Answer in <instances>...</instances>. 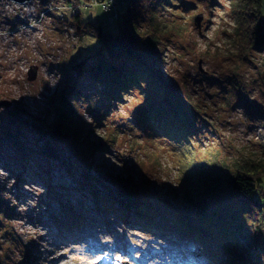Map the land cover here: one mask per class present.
<instances>
[{"label": "rangeland", "instance_id": "1", "mask_svg": "<svg viewBox=\"0 0 264 264\" xmlns=\"http://www.w3.org/2000/svg\"><path fill=\"white\" fill-rule=\"evenodd\" d=\"M105 1L107 9L93 0H0V100L11 103L0 108V196L12 206L6 228L0 227V261L264 264V258L259 263L231 257L238 245L247 250L251 238L264 257V220L256 223L235 195L207 200L222 212L212 217V225L230 235L203 228L193 237L175 223L176 213L184 210L181 204L190 208L180 168L187 174L206 163L226 173L244 159L264 165V0H170L158 9L153 21L160 25L159 54L150 72L176 87L183 104L194 106L188 151L174 140H152L142 130L136 119L145 93H122L108 106L106 85L87 66L75 67L98 40L87 26L78 29L72 15L79 12L84 25L112 29L125 0ZM197 13L202 14L200 27L193 19ZM146 21L153 27L152 18ZM62 94L76 114L65 128L70 136L56 138L54 105ZM112 132L117 139L109 151L90 147L88 142ZM45 139L56 157L47 154ZM87 165L112 189L117 177H126L156 200L168 201L171 221L160 217L156 227L142 228L102 209L101 202L94 204L91 188L79 184ZM204 176V171L195 174L197 180ZM202 188L191 187L190 194ZM60 197L84 209L90 221L73 234L57 225ZM220 200L231 208L224 211Z\"/></svg>", "mask_w": 264, "mask_h": 264}, {"label": "trees", "instance_id": "2", "mask_svg": "<svg viewBox=\"0 0 264 264\" xmlns=\"http://www.w3.org/2000/svg\"><path fill=\"white\" fill-rule=\"evenodd\" d=\"M67 2L74 4L78 3V0H67ZM165 3H170V0H125L124 7L115 21L116 25L112 29H106L101 23L84 25L80 19L81 14L74 12L72 17L77 28L79 29L81 25L87 26L98 40V47L82 54L76 60L75 67L87 66L97 81L106 85L108 106L121 100L122 93L130 94L135 89L142 94L145 93L136 119L140 122L142 130L148 131L152 140L164 137L169 141L174 140V145L186 147L193 126L194 106L190 101H187V105L183 104L176 87L161 77L156 79V76L150 72L152 66L150 62L155 59L157 61L160 44L158 38L160 25L153 19L158 9ZM146 18H152L153 27L147 23ZM87 59H91L92 62L86 65ZM69 92L72 93L75 90L70 89ZM56 101L54 105L56 118L52 134L56 138L69 137L70 133L65 128L71 123V117L76 114L75 106L65 94H62ZM134 128L133 126L132 131L136 134ZM133 137L134 135L131 136V142L135 140ZM116 139V132H112L105 134L104 138L101 137L88 143L91 148H103L109 151ZM44 144L47 154L56 157V152L50 145L49 139H45ZM184 150L188 151L187 147ZM179 152V156L185 157L186 154L180 150ZM180 165L182 166V163ZM197 165V171L192 169L187 174L183 168L179 170L182 194L186 204L190 206L188 208L181 204L184 208L183 213H176L175 223L180 230H187L193 237L195 236L193 231H200L203 228L210 234L222 233L224 237L226 234L230 235L220 225H212V217L222 212L218 208H210L207 203V200L221 199L225 195L237 196L243 210L250 213L256 223L259 224L264 220V202H262L264 199V165L261 162L256 159L239 160L234 164L233 169L226 173L216 169L213 164L214 168H209L206 163ZM202 171L205 173V179L198 178L197 180L195 174L201 175ZM82 172L84 176L82 175L83 179L79 181V184L82 187L88 185L91 188V198L94 204L101 202L102 209L122 216L128 224H140L142 228L149 229L156 227L160 217H169L171 221L172 206L169 202L156 200L148 190L133 183L130 179L117 177L114 185L116 187L112 189L100 181L97 176L91 174L90 166H85ZM191 187H197L199 190L203 187L202 192L197 191L196 195L190 194ZM57 199L62 213L56 218L58 226L63 225L69 233L73 234L76 227L90 222L85 216L84 209L74 207L69 200H64L62 197ZM222 204L224 211L231 208L223 202ZM11 210L12 206L9 201L0 196V227L6 228V221L12 214ZM163 234L168 236L169 232ZM255 235L257 239L258 235ZM233 251H231V257H236V260L237 257H241L242 260L257 259L260 263L264 258L254 238H251L249 243L247 242V250L238 245ZM0 264H4L3 261H0Z\"/></svg>", "mask_w": 264, "mask_h": 264}, {"label": "water", "instance_id": "3", "mask_svg": "<svg viewBox=\"0 0 264 264\" xmlns=\"http://www.w3.org/2000/svg\"><path fill=\"white\" fill-rule=\"evenodd\" d=\"M16 2H22V1H29V0H14ZM202 18V14L201 13H197L194 15V23L196 24L197 27H200L201 24V19ZM11 105L10 101H8L7 99H2L0 100V108L2 107H9Z\"/></svg>", "mask_w": 264, "mask_h": 264}, {"label": "built area", "instance_id": "4", "mask_svg": "<svg viewBox=\"0 0 264 264\" xmlns=\"http://www.w3.org/2000/svg\"><path fill=\"white\" fill-rule=\"evenodd\" d=\"M29 1H30V0H29ZM29 1H22V2L19 1V2H20V3H23V2H29ZM93 1H95V2L98 1V2L103 3V6H102V7H103L104 9H107V8L110 7L109 4H106V1H105V0H93ZM15 2H16V1H15ZM19 2H16V3H19Z\"/></svg>", "mask_w": 264, "mask_h": 264}]
</instances>
